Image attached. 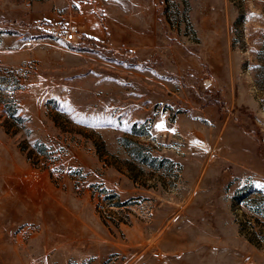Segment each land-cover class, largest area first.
<instances>
[{
    "label": "rangeland",
    "instance_id": "obj_1",
    "mask_svg": "<svg viewBox=\"0 0 264 264\" xmlns=\"http://www.w3.org/2000/svg\"><path fill=\"white\" fill-rule=\"evenodd\" d=\"M0 264H264V0H0Z\"/></svg>",
    "mask_w": 264,
    "mask_h": 264
},
{
    "label": "built area",
    "instance_id": "obj_2",
    "mask_svg": "<svg viewBox=\"0 0 264 264\" xmlns=\"http://www.w3.org/2000/svg\"><path fill=\"white\" fill-rule=\"evenodd\" d=\"M82 33L77 28H71L66 32L65 38L69 41L76 40Z\"/></svg>",
    "mask_w": 264,
    "mask_h": 264
},
{
    "label": "trees",
    "instance_id": "obj_3",
    "mask_svg": "<svg viewBox=\"0 0 264 264\" xmlns=\"http://www.w3.org/2000/svg\"><path fill=\"white\" fill-rule=\"evenodd\" d=\"M134 131H136L137 133L139 132V131H137V129L136 128H134ZM144 155V154H143ZM144 163H148V164H150V165H153L154 163H152V161H155L153 158H151V159H149L148 160V158H146V157H142V159H141ZM161 164V163H160ZM159 164V165H160Z\"/></svg>",
    "mask_w": 264,
    "mask_h": 264
}]
</instances>
